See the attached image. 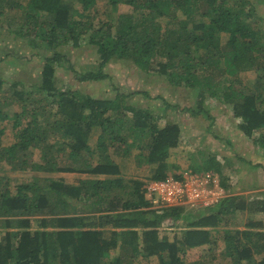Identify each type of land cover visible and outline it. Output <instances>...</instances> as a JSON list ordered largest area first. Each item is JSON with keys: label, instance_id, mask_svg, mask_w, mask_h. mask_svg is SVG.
<instances>
[{"label": "trees", "instance_id": "1", "mask_svg": "<svg viewBox=\"0 0 264 264\" xmlns=\"http://www.w3.org/2000/svg\"><path fill=\"white\" fill-rule=\"evenodd\" d=\"M21 2L0 0V26L6 9L17 10L20 20L6 21L19 25L14 35L27 41L26 47L45 53L37 84H30L34 79L19 71L24 60L11 63L20 68L9 88L1 87L0 81V161L23 173L103 178L81 179L77 185L33 179L14 187L0 178V264H135L139 257H154L158 264H184L180 253L213 245V230L228 226L234 214L248 211L260 214L261 223L216 231L222 255L230 264H264V233L255 231L264 223V201L248 204L233 195L193 210L177 206L154 210L143 182L117 177L119 168L109 154L136 149L137 166L154 168L149 181L180 182L186 173L211 172L228 189L214 156L186 158L178 147L175 124L160 125L151 109L127 103L133 95L148 94L112 88L113 100H100L54 83L62 63L77 83L91 84L111 81L103 69L113 58H130L139 70L166 77L178 90L191 95L196 89L200 100L183 111L207 117L202 102L210 97L230 104L241 121L237 128L262 150L257 163L239 160L245 170H264V132L254 137L264 130V28H259L256 15L264 0H108L113 10L124 5L130 13L113 15L100 25H93L95 0ZM161 20H166L165 26ZM86 36L96 65L77 72L69 62V49ZM248 68L254 69L252 90L237 77ZM154 99L160 100L163 110L178 109L161 97ZM10 116L14 141L2 148L6 129L2 123ZM97 130L96 146L91 147L88 136ZM54 134L60 136L58 146L48 143ZM172 156L174 162L169 161ZM160 225L184 229L181 242L158 239L155 228ZM138 227L145 229L140 232ZM202 258L189 264H209Z\"/></svg>", "mask_w": 264, "mask_h": 264}, {"label": "rangeland", "instance_id": "2", "mask_svg": "<svg viewBox=\"0 0 264 264\" xmlns=\"http://www.w3.org/2000/svg\"><path fill=\"white\" fill-rule=\"evenodd\" d=\"M71 0H65L70 3ZM236 2V0H230ZM96 4L91 9V12L96 16L93 25H100L102 22L110 20L113 15L121 13H130V9L124 5H118L113 10L108 0H95ZM22 4H25V0H22ZM71 4V3H70ZM78 8L79 6H73ZM257 17L260 19L259 28H264V7L258 6ZM4 22L0 26V81L1 87L4 89L9 88V82L13 76L18 72H24V76L34 79L29 81L30 84H37L39 80V73L41 71L42 55L45 51L40 49H32L26 47L27 41L14 35V30L18 29L14 23L9 25L6 21L14 19L15 24L20 20L21 13L17 10L6 9L4 12ZM161 26L166 25V20H161ZM88 37L81 38L79 46L73 49H69V62L72 63L73 68L77 72L87 70L96 65V57L93 48L87 45ZM221 43H225L226 37L222 35L220 37ZM63 50V48H61ZM18 60H24L19 68H14L12 62ZM164 61L163 59H158ZM67 66L66 63L60 64L55 73L54 83L64 85L72 92H75L82 97L85 95L91 96L95 99L100 100H113L114 92L112 88H117L122 93L132 92H144L149 97L144 98L143 95H133L132 98L127 100V103L133 105L134 108H147L151 109L153 115L159 119L160 125H164L166 122L175 124L179 129L180 143L179 149L182 154L187 158L190 154L198 160L203 158L214 156L220 163V171L222 180L228 187L223 188L219 185L220 178L211 172L202 174H189L186 173L183 176L182 182H187V189L192 188L197 190V196L194 198L195 204L178 206L186 210H193L213 203L218 202L221 198L226 196H238L241 197L248 204L255 201H264V170L257 169H246L243 167L244 164L241 162L248 161L251 163H257L256 159L259 157L262 150L255 147L252 140L245 138L237 126L241 123L240 119L234 117L233 110L230 104L223 103L220 98H207L202 102V107L207 112V117L204 115H192L190 112L181 110L186 105H197L198 99L197 90L193 89L191 95L185 90H178L173 87L168 79L164 76L152 73H145L139 70L130 58H113L103 69L110 80H105L100 83H77L71 76V72L61 68ZM238 79L241 81L243 86L250 90L253 85L254 69L241 70L237 74ZM0 87V96L3 93ZM15 90V87H14ZM155 97H161L169 105L178 107L167 108L163 110L160 106V100L154 99ZM158 106V107H155ZM162 107V108H160ZM12 110L16 111L14 105ZM55 110V108H54ZM130 115V114H128ZM23 123V122H22ZM6 129L4 134L1 136V147H8L14 141V132L11 129L12 121L11 116L9 119L4 120L2 123ZM263 131H257L254 137L260 135ZM98 130L93 131L88 136V143L91 147L96 146ZM60 142V136L54 134L49 137L48 143L57 145ZM67 142H71L68 139ZM58 146V145H57ZM231 150V151H230ZM137 150H131L129 153L118 151L114 154H109L111 159L116 163L119 168L120 175L117 177L122 178L124 181L138 180L143 182L145 185L150 181L149 176L152 173L153 166H137V162L134 159L137 154ZM226 157L225 160L222 157ZM65 160V159H64ZM170 162L175 161V157L169 158ZM66 162V160H65ZM63 165V164H61ZM116 177V176H115ZM0 178L7 180L6 182L14 187L15 185L27 183L33 179L43 180L52 179L55 182H61L68 185H77L81 179L88 178H103L97 176H90L86 174H74V173H35V172H20L10 170V167L6 162L0 161ZM230 187H235V190L229 191ZM147 201L149 197L146 193ZM150 208L154 210L163 209L159 204H150ZM262 220L260 214L255 211H248L245 213H236L229 218L230 224L224 227H218L212 231L214 238L213 245L202 246L180 253L183 258L184 264H189L194 261H199V258L203 256L200 261L208 262L209 264H230V260L222 255L223 243L220 240V235L216 231L221 229L243 230L247 224L259 223ZM261 223V222H260ZM35 228V227H33ZM145 228L138 227L137 231H143ZM0 230L2 231L1 227ZM110 231L109 228H106ZM158 233L160 240H166L169 243L177 244L180 243L183 238L184 229L178 227H167L166 225H160L155 228ZM207 230H211L207 228ZM257 232L264 233L263 225L255 229ZM109 238V234L104 235ZM117 250L112 253L116 255ZM135 264H158L156 258L152 257L149 259L137 258ZM246 264V263H244Z\"/></svg>", "mask_w": 264, "mask_h": 264}, {"label": "built area", "instance_id": "3", "mask_svg": "<svg viewBox=\"0 0 264 264\" xmlns=\"http://www.w3.org/2000/svg\"><path fill=\"white\" fill-rule=\"evenodd\" d=\"M187 182H177L171 178L163 182L150 181L146 183V193L150 204H159L162 207L184 206L195 204L197 190L187 189Z\"/></svg>", "mask_w": 264, "mask_h": 264}, {"label": "clouds", "instance_id": "4", "mask_svg": "<svg viewBox=\"0 0 264 264\" xmlns=\"http://www.w3.org/2000/svg\"><path fill=\"white\" fill-rule=\"evenodd\" d=\"M173 207V206H172ZM178 207V206H177Z\"/></svg>", "mask_w": 264, "mask_h": 264}]
</instances>
